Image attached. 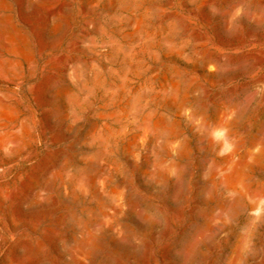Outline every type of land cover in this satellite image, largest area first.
<instances>
[{"label":"rangeland","instance_id":"374dc122","mask_svg":"<svg viewBox=\"0 0 264 264\" xmlns=\"http://www.w3.org/2000/svg\"><path fill=\"white\" fill-rule=\"evenodd\" d=\"M0 264H264V0H0Z\"/></svg>","mask_w":264,"mask_h":264}]
</instances>
